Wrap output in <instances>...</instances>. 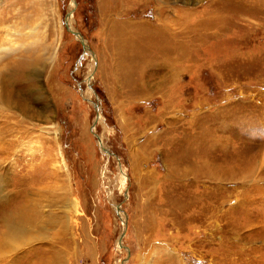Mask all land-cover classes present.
I'll return each mask as SVG.
<instances>
[{"label":"rangeland","instance_id":"374dc122","mask_svg":"<svg viewBox=\"0 0 264 264\" xmlns=\"http://www.w3.org/2000/svg\"><path fill=\"white\" fill-rule=\"evenodd\" d=\"M0 264H264V0H0Z\"/></svg>","mask_w":264,"mask_h":264},{"label":"water","instance_id":"95a60500","mask_svg":"<svg viewBox=\"0 0 264 264\" xmlns=\"http://www.w3.org/2000/svg\"><path fill=\"white\" fill-rule=\"evenodd\" d=\"M72 9L73 7H71L70 9H68L66 11V16H65V26L70 30L72 31L74 34L78 35L79 36V39L84 47V49H90L89 45L87 44L85 38L83 37V35L80 33V31L74 27L71 26L70 22H69V17H70V14L72 12ZM85 81L87 82V85L93 89V87L91 86V73L87 74V76L84 78ZM92 103H93V106L95 108V117L93 119V122H92V126L95 124V122L97 121V119L99 118V102H98V96H97V93L95 92V99H91ZM96 133V132H95ZM97 135V138H98V141L99 143L101 144V147L104 151H106L107 153H110V150L108 149L107 146L103 145L102 143V140H101V137L98 133H96ZM123 234V231H121L120 233V236H119V240L121 238V235Z\"/></svg>","mask_w":264,"mask_h":264},{"label":"bare ground","instance_id":"6f19581e","mask_svg":"<svg viewBox=\"0 0 264 264\" xmlns=\"http://www.w3.org/2000/svg\"><path fill=\"white\" fill-rule=\"evenodd\" d=\"M70 16H71V15H70ZM130 25H131V24H130ZM123 26H124V25H123ZM131 26H132V25H131ZM126 27H127V26H124V29H127ZM132 29H133V26H132ZM132 29H131V31H132V33H134L133 31H135V30H134V29L132 30ZM137 30H138V29H137ZM118 32H119V31H118ZM119 34H122V32H119ZM136 35H138V34H135V33H134V35L132 36V40H126V39H124V43H123L122 40H121V41H122V43L125 44L126 46H129V45H131V44L135 45V42L133 41V39H134V36H136ZM120 38H121V36H120ZM120 38H118V40H119ZM121 41H120V42H121ZM118 43H119V42H118ZM120 44H121V43H120ZM139 46H140V45H139ZM121 47H122V46H121ZM127 48H128V47H127ZM99 116H100V114H99Z\"/></svg>","mask_w":264,"mask_h":264}]
</instances>
